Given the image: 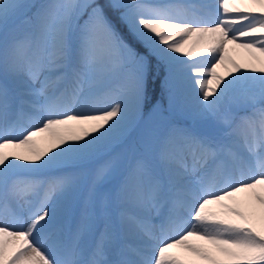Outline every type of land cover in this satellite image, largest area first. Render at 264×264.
I'll list each match as a JSON object with an SVG mask.
<instances>
[{"label":"snow or ice","instance_id":"obj_1","mask_svg":"<svg viewBox=\"0 0 264 264\" xmlns=\"http://www.w3.org/2000/svg\"><path fill=\"white\" fill-rule=\"evenodd\" d=\"M0 264H264V0H0Z\"/></svg>","mask_w":264,"mask_h":264},{"label":"rangeland","instance_id":"obj_2","mask_svg":"<svg viewBox=\"0 0 264 264\" xmlns=\"http://www.w3.org/2000/svg\"><path fill=\"white\" fill-rule=\"evenodd\" d=\"M29 2L31 3H42V2H46V0H29ZM236 56L235 59L238 62H242L244 57H239ZM164 70V78H163V83L165 85V89H166V94H165V98L163 100V98L159 97L158 100L160 101V103L163 105L165 111L161 114H155L152 117H149L147 114V110L145 111V116H144V121L142 122L140 128L137 129L136 132H134L132 134V137L124 144L118 145L115 149L114 154L115 155H120L121 159H122V164H127L130 162L131 160V154H130V147L132 145H135L139 139H140V135L141 133L144 131L145 128H158V129H162L167 125L168 120L173 119V115L172 113L168 110V106H169V93H168V89L170 87L172 88H176L178 87L176 84L174 83H166V78H167V72L166 69ZM221 75H225L227 76V72L224 69V67H221L220 69L217 70ZM230 78V77H229ZM118 83V80L113 82ZM189 98H190V92L188 93ZM185 99V96L183 94V92H177L176 94V98L173 101L174 104L177 103H183ZM94 167V165L92 166H88L84 169L86 175H90L92 168ZM87 183V181H86ZM114 187V180L113 181H109L108 183L102 185L99 189L100 193H105V192H109L112 190V188ZM88 195V191H87V187H85L83 196H82V201L81 204L83 203V200L87 198Z\"/></svg>","mask_w":264,"mask_h":264},{"label":"bare ground","instance_id":"obj_3","mask_svg":"<svg viewBox=\"0 0 264 264\" xmlns=\"http://www.w3.org/2000/svg\"><path fill=\"white\" fill-rule=\"evenodd\" d=\"M230 47V54L235 58L236 56H239V57H244V53L242 50L240 49H234L233 46H229ZM237 57V58H239ZM220 69V68H219ZM27 126V125H25ZM38 140L40 139L39 137L37 138Z\"/></svg>","mask_w":264,"mask_h":264},{"label":"trees","instance_id":"obj_4","mask_svg":"<svg viewBox=\"0 0 264 264\" xmlns=\"http://www.w3.org/2000/svg\"><path fill=\"white\" fill-rule=\"evenodd\" d=\"M157 80H158V77L155 76V77L153 78V85H155V83H156Z\"/></svg>","mask_w":264,"mask_h":264}]
</instances>
